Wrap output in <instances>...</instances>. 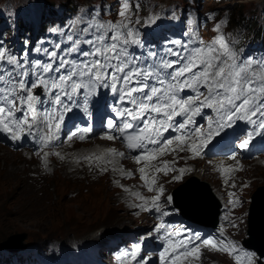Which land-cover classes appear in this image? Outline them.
<instances>
[{
  "label": "snow or ice",
  "instance_id": "obj_1",
  "mask_svg": "<svg viewBox=\"0 0 264 264\" xmlns=\"http://www.w3.org/2000/svg\"><path fill=\"white\" fill-rule=\"evenodd\" d=\"M131 7L130 0H123L117 22H100L98 13L93 17L96 22L82 29L86 38L73 41L66 50L69 56L76 53L82 57L78 61L63 55L57 61L58 54L52 51L46 54L55 63L36 60L29 67L27 62L0 47V132L7 133L12 141L32 136L46 147L58 139L65 114L73 106L81 107L77 97L83 96V107L87 111L91 97L98 94L99 88H110L119 99L112 106L114 116L107 119L108 133L102 138L122 139L126 148L135 153L131 158L140 165L138 172L143 186L157 192L151 197L150 207L136 206L166 216L169 213L160 204L164 189L157 184V174L168 175L170 171L183 174L190 169H176L174 161L162 159L164 156L187 151L193 154L191 158L198 157L213 139L226 135L238 122L254 126L239 143L240 149L248 147L254 133H264V60L241 59L221 33L222 25L217 24L214 30L218 35L209 43L198 41V46L192 47L191 43L180 45L175 41L183 51L168 48L166 56L176 59L158 57L151 51L148 54L151 62L148 58L142 61L129 51V45L141 44L138 33L131 27ZM68 39L73 40L72 36ZM80 44L87 45V50L80 48ZM30 76L35 79L30 80ZM38 88H43L51 97L48 100L54 105L51 113L40 111L43 101L35 92ZM185 90L193 94L184 97ZM204 109L212 110L214 116L206 117V125H197L196 117L201 116ZM91 131V126L78 129L68 139L85 140ZM169 132L176 134L169 137L166 135ZM48 155L45 152L43 158ZM116 158L127 156L124 152L106 149L99 155L82 159L90 165L95 162L100 171L109 170L100 167L104 164L112 165L111 170L119 171L124 178L134 175L131 170L117 169ZM234 170L232 166L219 169L225 184L229 183ZM181 178V175L172 177L174 181ZM232 186L235 187L234 182ZM134 195L144 199L139 193ZM234 195L229 193V197ZM167 200L171 204L172 196ZM239 203L238 198L229 200L233 208ZM229 223L238 227L234 221ZM164 227L161 224L158 230ZM164 239L167 243L159 254L161 264H192L202 255L201 245L228 254L235 264H252L253 254L244 253L242 258L235 242L224 236L223 226L219 238L201 240L198 234L177 232L167 233ZM139 251L137 245L131 254L133 259Z\"/></svg>",
  "mask_w": 264,
  "mask_h": 264
},
{
  "label": "rangeland",
  "instance_id": "obj_2",
  "mask_svg": "<svg viewBox=\"0 0 264 264\" xmlns=\"http://www.w3.org/2000/svg\"><path fill=\"white\" fill-rule=\"evenodd\" d=\"M98 1L0 0V42H2L0 46L12 47L8 43L9 40H16L21 33H24V29L31 30L33 24H36L38 12H43L44 15L38 18L39 20L37 19L36 26L51 19L57 13L59 14V10H68L71 6L70 12L73 11L74 17L71 23L85 25L87 22H95L93 20V17L97 16L95 12L87 20L84 15L80 14V6ZM200 1L204 11L208 13H211L215 8L221 9L226 6V9L233 14V19L237 15H242L245 21L232 33L228 29L227 17L223 13L221 16L224 21L219 22L222 25L221 33L230 47L236 38L239 39V44L249 47L245 51L249 49L250 53L257 52L264 55V47L258 45L264 40V37L260 39L252 37L251 39V36H248L245 38L248 29L244 28L249 25L248 23L254 22L264 26V0ZM107 3L110 6V12L116 10L117 13L123 0H107ZM140 3H144L145 8L150 9L166 3L185 5L183 0H148V2L140 0ZM104 13L111 19H115L108 15V10ZM31 16L35 17H32L33 23L29 21ZM115 17H117L116 14ZM213 19L214 17L211 16V20ZM71 23L68 21V24L65 23L58 29L60 32L63 31L62 33L71 34L73 32ZM214 24L216 23L207 24L203 17L200 22V30H194L195 23L190 17L188 29L193 30L195 36L200 35L201 37L198 38L200 41L209 43L218 35L213 29ZM252 57L254 58V54ZM86 145L93 146L92 143ZM8 147L0 143V244L10 235L19 234L18 236H21L24 234L23 242L26 247L22 250L25 252H27L26 250H36L42 251L39 255L43 258L54 254L59 260H63L64 256L70 259L73 255L88 252L93 246H96V243H100L105 236L99 235L100 233L117 230L124 225L137 228L147 219L146 216L135 218L130 214L129 208L125 205V199L113 187L112 178L108 173H100L98 167V170H93L81 163H68L69 159L75 160L72 158L74 152H79L85 146L58 148L55 152L66 155L64 157L63 155L54 156L51 161L41 164L42 166L33 155L30 156L27 152L21 153L20 149ZM4 157L7 158V161ZM46 164H48L47 167ZM3 166L5 167L2 169ZM80 166L84 169H81ZM254 167L252 173L255 179L248 195L252 194L254 188L263 186L264 183V168L259 164ZM33 177L34 180L31 181V184L29 181ZM116 219L118 221L113 223ZM6 252H9V249L0 246V254ZM222 256L224 258L220 256L217 258L220 262L226 263L227 259L224 255ZM0 264H5V260H0Z\"/></svg>",
  "mask_w": 264,
  "mask_h": 264
},
{
  "label": "water",
  "instance_id": "obj_3",
  "mask_svg": "<svg viewBox=\"0 0 264 264\" xmlns=\"http://www.w3.org/2000/svg\"><path fill=\"white\" fill-rule=\"evenodd\" d=\"M252 208L253 209L251 210V214H250L249 230H248L250 238L243 241V244L246 247L252 248L255 251H257L260 256H263L264 255V226H262V224H259L257 222L258 219L255 216V213L257 212V210L255 209V207H252ZM208 209H209V201L207 205V210ZM185 215H187L186 217L193 220L194 222L203 223L211 227L215 226L217 222L216 211H215V214L209 219L206 216H204L203 213H200V212L199 213H196V212L185 213ZM18 235L19 234L8 236L5 240L1 242L0 246H2L3 248H9V249L18 248L19 246L22 245V242L24 240L23 239L24 234H21V236H18ZM17 238H19L20 240Z\"/></svg>",
  "mask_w": 264,
  "mask_h": 264
},
{
  "label": "trees",
  "instance_id": "obj_4",
  "mask_svg": "<svg viewBox=\"0 0 264 264\" xmlns=\"http://www.w3.org/2000/svg\"><path fill=\"white\" fill-rule=\"evenodd\" d=\"M73 4V3H72ZM65 11V10H64ZM63 11V12H64ZM244 18L242 17V15H237L235 17V19H233V14L230 13V20H229V24L231 26V28L234 30V29H237L236 27H239L242 22H244ZM248 23V22H247ZM249 25H247L246 27L244 28H247L248 29V33L245 35V37H248V36H251L252 37H257L258 39L264 37V26L262 25H257V23H248ZM242 26V25H241ZM240 26V27H241ZM25 30V29H24ZM185 186V185H184ZM183 186V187H184ZM196 189H193L191 188L190 186H188L187 188L185 187V191L183 192L182 196L184 198L183 202L185 204V208L186 209H189V208H194L192 205H191V202H190V195L196 191H194ZM254 199L255 201H253V207H255V209L257 210V212L255 213V216L256 218L258 219V223L259 224H262L264 223V188L263 189H260L258 190L256 193H255V196H254ZM187 206V207H186ZM195 210V209H194ZM214 214V208H212V212L210 213V215H213ZM264 226V225H263Z\"/></svg>",
  "mask_w": 264,
  "mask_h": 264
},
{
  "label": "bare ground",
  "instance_id": "obj_5",
  "mask_svg": "<svg viewBox=\"0 0 264 264\" xmlns=\"http://www.w3.org/2000/svg\"><path fill=\"white\" fill-rule=\"evenodd\" d=\"M42 15H44V13L43 12H38L37 14H36V16H37V19L38 18H40ZM32 17L33 18H35L34 16H31V17H29V21H31L30 23H33V21H32ZM36 19V21H35V23L36 24H33L34 25V27H36V25H37V22H38V20ZM34 20V19H33ZM96 143L97 142H93L92 144H93V146H91V147H89V148H83V149H85V151H91L90 153H88L87 155L88 156H90V155H93V154H96V155H99L101 152H102V150L100 149V147H98L97 145H96ZM9 148V147H8ZM61 150V149H60ZM69 151V150H68ZM78 151V150H77ZM81 151V150H80ZM61 152V151H60ZM76 152V151H75ZM5 153V152H4ZM20 153V152H19ZM57 153V152H56ZM71 153V152H70ZM21 155V154H20ZM66 155V154H65ZM64 154H63V157L65 156ZM68 155V154H67ZM31 156V155H30ZM29 156V157H30ZM69 156V155H68ZM24 157V156H23ZM28 157V158H29ZM5 158V157H4ZM71 158V157H70ZM73 158V157H72ZM6 159V161H7V158H5ZM67 159V158H66ZM58 163V162H57ZM68 163H77V162H75V160H72V159H69V161H68ZM256 164H259V161L258 160H256L255 161V163H254V165H256ZM79 165V164H78ZM118 165V164H117ZM56 166H58V165H56ZM73 166V165H72ZM85 166V165H84ZM5 166H3L2 167V169L4 168ZM81 167V166H80ZM87 167H90V166H87ZM81 169H84L83 167H81ZM89 171V170H88ZM92 173V172H91ZM203 173H204V171H203ZM194 174H196L198 177H200V178H202V179H207L206 177H204V176H201V174H199V173H194ZM34 180V177H33V179H31L29 182H31V181H33ZM34 183V182H33ZM31 184H32V182H31ZM183 188V187H182ZM182 188H180V192L182 191ZM190 202H191V205L198 211V212H200V213H203V211H206L207 210V205H208V199H207V196H206V194L204 193V192H202L201 190H198V191H196L195 193H193L191 196H190ZM204 215H208L207 213H203ZM118 221V219H116L113 223H116ZM264 225V223H262V226ZM22 252H25V250H23ZM213 254H215V256H216V258L218 257V256H220V254L219 253H213ZM217 259H219V258H217Z\"/></svg>",
  "mask_w": 264,
  "mask_h": 264
}]
</instances>
